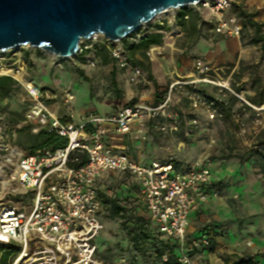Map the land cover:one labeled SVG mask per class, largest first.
<instances>
[{
	"label": "built area",
	"instance_id": "built-area-1",
	"mask_svg": "<svg viewBox=\"0 0 264 264\" xmlns=\"http://www.w3.org/2000/svg\"><path fill=\"white\" fill-rule=\"evenodd\" d=\"M235 4L236 0H199L168 9L121 40L111 41L101 34L82 40L75 57L104 51L116 68L130 71V80L134 82L145 73L128 60L125 43L139 44L144 35L152 32L162 34L163 45L146 51L148 59L153 60L164 50L166 39L182 34L183 22L190 21L191 14L199 19L207 15L215 34L239 40L243 20L237 14H229ZM50 55L54 60L66 59ZM16 57L11 65L6 63L7 58H0V77H12L24 87L30 103L27 117L34 126L32 132L55 133L67 140V146L27 154L17 143L18 128L6 114L0 113V245L19 249L12 264H107L99 258L97 240L104 228V205L98 199V185L108 175H122L126 185L138 188V197L157 231L177 244L178 264H191V253L210 247L209 234L192 238L188 233L190 214L218 197L209 188L213 182L209 159L201 158L185 170L175 167L173 156L142 165L109 144L107 126L111 125L121 135L146 141L143 125L170 114L172 91L164 95L159 106L135 104L122 108L115 116H87L74 125L63 122L51 110L50 104L58 99L57 94L23 80L29 63ZM194 66L197 70L205 67L200 58L194 59ZM62 97L68 106L75 100L71 91L64 92ZM197 105L194 100V106ZM134 125L138 126L136 130ZM189 125L197 128L198 121L190 120ZM79 153L87 155V163L74 167ZM161 258L164 264L169 262L167 253Z\"/></svg>",
	"mask_w": 264,
	"mask_h": 264
},
{
	"label": "rangeland",
	"instance_id": "rangeland-1",
	"mask_svg": "<svg viewBox=\"0 0 264 264\" xmlns=\"http://www.w3.org/2000/svg\"><path fill=\"white\" fill-rule=\"evenodd\" d=\"M237 1L241 3L233 6L230 15H239L243 8L247 10L243 5L246 0ZM257 2L260 10L254 6L249 9L264 26V0ZM207 19V15H203L200 23ZM196 37V32L183 30L179 36L166 39L161 54L153 60L141 59L151 74L144 71V77L134 82L130 80L129 70L116 68L108 54L99 50L54 60L48 52L20 47L0 53V58H7L6 63L11 65L16 56L24 58L27 53L31 63L27 64L23 80L78 95L80 107L84 108L79 115L82 117L99 116V105H108L114 110L113 115L106 116H115L120 109L135 104L159 106L164 95L172 91L170 114L158 116L154 124L147 121L143 125L147 131L146 141L119 135L112 142L122 143V147L125 146L122 152L134 158L144 156V162H161L173 156L187 168L201 158H208L213 181L226 185L222 191L215 190L218 197L214 198L221 202L223 218L218 226L206 228L212 231L209 233L211 245L191 253V264L195 261L224 264L234 255L250 256L264 264V178L252 161L257 153L264 152L259 145L264 138V49L253 44V29L249 27L239 39L241 54L217 66L204 62L205 67L197 70L191 57ZM194 100L198 102L197 107ZM60 108L58 115L61 116L78 110L75 103L68 106L64 101ZM52 109L55 112V107ZM29 110L30 103L21 84L9 98L0 102V113L6 114L13 126L19 131L30 129L35 134L27 117ZM193 119L198 121L197 128L189 125ZM162 127L165 130H161ZM19 138L20 134L17 143ZM123 180L118 175L110 176L102 187L107 190L115 186L111 192H117L123 188L120 184ZM137 213L148 217L141 209ZM103 226L99 258L105 263L164 264L155 252L143 257L129 249L120 219L105 218Z\"/></svg>",
	"mask_w": 264,
	"mask_h": 264
},
{
	"label": "water",
	"instance_id": "water-1",
	"mask_svg": "<svg viewBox=\"0 0 264 264\" xmlns=\"http://www.w3.org/2000/svg\"><path fill=\"white\" fill-rule=\"evenodd\" d=\"M199 0H0V53L32 47L75 57L80 42L111 41L137 31L157 14Z\"/></svg>",
	"mask_w": 264,
	"mask_h": 264
},
{
	"label": "trees",
	"instance_id": "trees-1",
	"mask_svg": "<svg viewBox=\"0 0 264 264\" xmlns=\"http://www.w3.org/2000/svg\"><path fill=\"white\" fill-rule=\"evenodd\" d=\"M239 17L243 20L242 32L251 27L253 29V44L261 45L264 49V33L263 24L257 22L256 15L250 14L247 11L241 10L239 12ZM185 31L198 32V26L200 19L197 15L191 14L190 21L183 22ZM164 43V36L157 32H152L144 35L140 40L139 44L125 43L126 53L128 60L135 66H138L149 75L151 74L150 69L145 65L144 61L141 59L148 60L146 51L152 46H161ZM82 59V58H81ZM108 63V60L105 62ZM80 74L83 75L82 72ZM113 76V74H112ZM18 82L12 77L3 76L0 77V102L9 98V96L15 91L18 86ZM234 100V99H233ZM232 100V101H233ZM223 106V104H219ZM233 105V103H232ZM155 120V119H154ZM154 120L150 123L154 124ZM64 122V120H62ZM87 131H91L88 128ZM19 145L22 146L29 154H34L37 151L43 149H58L65 148L67 146V140L58 136L55 133H50L47 131H40L37 134H32L30 129H23L19 131ZM259 145L264 151V138L259 142ZM78 162L72 164L74 167H81L87 163V155L84 153H79L76 155ZM250 159V158H249ZM254 168L259 170V173L264 178V152L257 153V157H252ZM175 167L178 170H185L182 164L178 161H174ZM112 175L106 176L99 182L98 189V199L104 205V213L101 216V221L106 219H120L125 235L128 241V247L131 251L137 253L140 256H146L149 253H157L162 256L167 253L169 255V262L167 264H178V246L170 240H166L164 236L157 231L156 224L149 218L138 214L137 211L140 209L146 212L144 204L138 197V188L136 186H123L120 191L111 192V189L115 186L103 189V184L106 178ZM122 179L124 176L119 175ZM125 181V180H124ZM224 185L220 181L212 182L209 185L210 189L216 191H222L225 189ZM124 192V196L122 195ZM206 229L205 231H207ZM98 252L100 248V237L97 240ZM19 249L13 245H0V264H12L16 254ZM99 255V253H98ZM192 255V254H191ZM224 264H259L253 257L246 255H234L227 258Z\"/></svg>",
	"mask_w": 264,
	"mask_h": 264
},
{
	"label": "crops",
	"instance_id": "crops-1",
	"mask_svg": "<svg viewBox=\"0 0 264 264\" xmlns=\"http://www.w3.org/2000/svg\"><path fill=\"white\" fill-rule=\"evenodd\" d=\"M258 0H246L245 4L248 13L253 14V10H250L251 8L256 7L257 10H260L261 7L258 5ZM241 2L236 0V4L239 5ZM249 7H251L249 9ZM264 7V3L262 5ZM206 19V18H205ZM257 21V18L255 19ZM201 27L198 28V32L196 39L194 40L192 44V54L191 57L193 59H202L205 64L209 65H220L224 63L226 60L231 59L233 56H236L238 54L242 53V46L240 44V40L234 37H228L226 35H217L214 31V26L211 23H208V20L205 22H202ZM208 23V24H207ZM24 59L30 64L31 61L28 58V54H25ZM34 84V83H33ZM36 85V84H35ZM42 89L51 90L55 94H57L59 97L58 99L50 104V108L55 107V114L64 122L74 125H79L84 117L79 116L84 112V108L80 107V99L78 98V95H75V100L73 103L76 105V112L71 114H66L65 116L58 115V111H60V105L63 101L62 92H60L58 89H51L47 86H38ZM89 91V90H88ZM85 92V91H84ZM90 92V91H89ZM80 107V108H79ZM98 109L100 111L99 116H106V115H113L114 110L109 107L108 105H99ZM54 110V109H52ZM57 110V111H56ZM82 110L81 112H79ZM88 110H90V107H88ZM121 110V109H120ZM119 110V111H120ZM117 111V112H119ZM116 112V113H117ZM98 116V115H97ZM138 128L137 125L133 126V130H136ZM108 129V135H109V144L114 146L119 152L122 153V149H125V146L122 147V143L119 142H112L113 140L117 139L116 137L121 135L114 130V126H107ZM147 134V131H145ZM118 140H120L118 138ZM126 153V152H124ZM132 157L136 162L142 164V165H150L151 163L158 161V160H152L151 162H144L146 158L144 156L141 157V155H138L137 158ZM125 180V181H124ZM123 180V186L126 185V179ZM221 202L217 199L211 198L204 206L201 208L198 212L191 213L190 214V226L188 229V233L192 238H198L201 235H208L212 231H205L206 228H209L211 226H218V222L221 221L223 218L222 216V208L220 207ZM205 229V230H204ZM209 230V229H208ZM215 230V229H214ZM217 232V230H216ZM195 264H198L195 261Z\"/></svg>",
	"mask_w": 264,
	"mask_h": 264
},
{
	"label": "bare ground",
	"instance_id": "bare-ground-1",
	"mask_svg": "<svg viewBox=\"0 0 264 264\" xmlns=\"http://www.w3.org/2000/svg\"><path fill=\"white\" fill-rule=\"evenodd\" d=\"M2 72L7 73L6 69H3Z\"/></svg>",
	"mask_w": 264,
	"mask_h": 264
}]
</instances>
